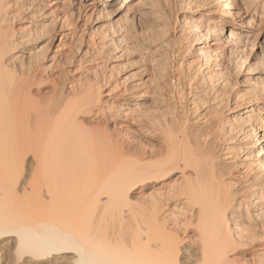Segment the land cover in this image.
I'll list each match as a JSON object with an SVG mask.
<instances>
[{
	"label": "bare ground",
	"instance_id": "1",
	"mask_svg": "<svg viewBox=\"0 0 264 264\" xmlns=\"http://www.w3.org/2000/svg\"><path fill=\"white\" fill-rule=\"evenodd\" d=\"M132 1L79 0L77 14L94 6H115L117 14ZM211 1L222 7L221 20L210 21L209 10L185 19L198 63L176 74L156 111L137 114L131 134L95 107L101 91L91 94L81 78L58 86L57 75L37 63L16 73L20 31L11 24L24 18L0 0V264H264V231L254 235L249 224L264 218V77L250 63L259 73L250 97L207 106L199 96L196 78L220 68L216 53L227 58L226 70L245 66L241 9L235 0ZM45 14L39 9L31 18ZM62 18L51 21L62 27ZM68 34L54 33L61 36L54 54ZM43 98L50 102L30 114L29 104ZM136 183L161 193L149 215L130 224L126 207ZM252 196L258 212L244 225L240 206ZM167 202L186 236L193 226L196 249L180 245L186 236L177 238L159 218Z\"/></svg>",
	"mask_w": 264,
	"mask_h": 264
},
{
	"label": "rangeland",
	"instance_id": "2",
	"mask_svg": "<svg viewBox=\"0 0 264 264\" xmlns=\"http://www.w3.org/2000/svg\"><path fill=\"white\" fill-rule=\"evenodd\" d=\"M9 1L12 12L24 18L11 24L20 31L17 33L16 51L21 57L16 73L37 63L45 69V75H57L58 86L65 79L81 78L85 89L90 90L91 94L97 88L101 91V102L95 107L101 106L106 113L113 114L122 125L128 126L125 127L126 131L131 134L136 133L137 114L142 109L148 116L156 111L157 105L168 97L170 85L175 83L171 80L176 74L190 73L193 63H198L185 19L201 17L208 10L212 12L208 17L210 21L223 18L222 7L211 0H133L117 14L115 6L104 11L99 6L85 7L77 14L79 0H59L52 6L49 3L54 0ZM101 1L98 0V3ZM263 2L255 5L252 0H235V10L241 9L239 18L245 22L244 30L240 33L247 45L243 60L245 66L235 71L234 64H231V70H226L227 58L219 52L215 58L212 57L220 68L213 71L215 74L202 72L196 78L201 87L199 96L209 100L207 106L224 105L234 98L246 99L254 93L251 85L259 73H252L248 64L258 62V71L264 77ZM39 9L46 14L31 18V13ZM55 16L66 17V24L62 27L58 21L53 24L51 20ZM64 32L69 33L65 37L64 49L61 54H54L55 45ZM54 33H60L57 39ZM237 57L241 60L242 54L238 53ZM228 73L230 78L223 82ZM42 83L50 86L47 79ZM49 102V98L35 99L29 104L28 111L33 114L34 108H37L41 112ZM263 107L264 102L260 104V109ZM224 114L230 115L226 111ZM159 193L150 185L145 188L138 183L131 185L126 207L130 214L128 222L134 224L137 220L145 219ZM167 203L158 212L159 218H163L161 221L167 220V227H171L172 234L177 238L185 237L183 228L168 216L170 203ZM254 203L252 196L240 206L244 225H247L248 216L258 212L254 211ZM249 224L253 227L254 235L263 233L264 218L252 220ZM188 227L189 236L180 245L196 249L194 228ZM255 255L256 259L260 257ZM33 262L27 259L16 264H35Z\"/></svg>",
	"mask_w": 264,
	"mask_h": 264
}]
</instances>
